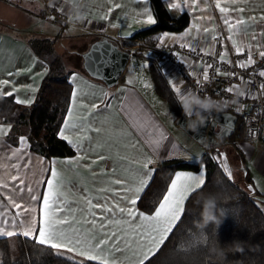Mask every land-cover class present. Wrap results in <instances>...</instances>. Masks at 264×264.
I'll return each instance as SVG.
<instances>
[{"label":"crops","instance_id":"obj_1","mask_svg":"<svg viewBox=\"0 0 264 264\" xmlns=\"http://www.w3.org/2000/svg\"><path fill=\"white\" fill-rule=\"evenodd\" d=\"M41 1L43 4L44 1L47 2L49 6L59 5L63 11H57L52 7L56 11L57 17H49L56 21L59 20L65 26L70 25L79 28L88 38L83 50L79 52L81 56L79 63H82V66L77 64L69 66L74 68V71L69 76L73 89L68 111L59 130V133L63 131L69 140L73 141L70 145L74 148L75 153L70 156H53L51 158L39 154L30 148L29 139L24 131L18 133V144H13L9 137L12 123L0 120V124L9 129L7 135L0 134V165L11 164L13 162L23 165L25 185L35 188L37 195L41 196L46 195V181L50 178L51 171H56L58 173L60 190L64 193L59 199L66 209L60 215H67L69 220L74 219L76 222L73 224V227L79 228L83 233H98L95 239H99L100 235L103 234L100 229L101 216L106 218L108 215H112L113 220H120L121 226L116 227L113 225L111 229L106 228L104 231L111 230L124 235L121 228L127 231L130 227H138L139 220L137 219L133 224L126 223L129 220L127 214H120L118 211H115L114 206L117 203L121 207L125 206V194L120 191L121 185L115 184L114 181L121 179L126 181L127 187L134 188L137 186L138 170H142L146 159L153 161L149 165V169L151 170H154L153 164L162 159L185 158L190 161L198 160L206 153V143L202 144L196 141L179 125L173 127L175 132L173 135L165 125L161 112L158 114L155 109L161 108V103H154L152 101L148 103L147 95L140 92L138 84L129 86L123 79L117 85L108 87L102 80L94 78L86 71V73L83 71L82 54L90 47L92 42L102 38L96 37V34L101 33L103 37L127 39L135 31L150 26L143 22L146 20V15L143 14L145 8L155 18L150 1L147 4H144L142 0ZM171 2L181 4V8H171L170 4H166L164 0L171 15L178 16L182 12L188 11L191 17L190 24L182 31L159 32L157 34V38L160 40L158 43L161 45H187L191 48L202 49L209 54H218L219 57L225 55V59L229 58L228 52L232 47L235 48L230 40L227 39L226 45H219L218 38L209 43L211 36H217L218 33L215 12L219 13L222 20L221 13L215 7L216 0H201L195 9L191 8L192 0H188L187 6H185L184 0H171ZM116 5H119V7H116ZM221 5L226 6V0H221ZM238 6L243 7L245 11L243 13H232V17H239L248 21V23L237 26V29L234 30L235 34L229 32L227 26L225 27L229 36H234L239 43L244 45V49L249 50V45H251V55L256 61L258 65L257 69L260 72L264 70V62L259 56V52L264 50V36L260 35L264 31V24H262L259 18L264 16V0H244ZM105 15L108 16V19H102ZM59 16L63 20L59 19ZM252 17L257 18L255 23L251 22ZM245 28L248 31L249 37L253 33L256 34L255 40L244 36ZM205 29H208V31H205ZM29 35L32 34H25L22 37L11 34L9 30L0 29V80L9 79L14 81V86L17 87L16 98L25 101L32 100L33 102L40 83L48 71V66L27 44L26 36ZM246 59L247 57L244 60ZM188 64L193 73L198 76V79L202 80V73L205 71L203 62L197 60L188 62ZM162 68L172 83L178 84L180 82L177 70L169 63L164 65L162 63ZM10 72L16 75L9 76L8 73ZM73 74H75L74 77ZM238 80L240 83L239 88L243 86V92L246 94L245 99L248 101L247 94L250 93V90L245 82H241L240 79ZM7 90V87L0 86V95H4V92ZM129 90L131 97L125 103V97ZM74 92L76 93L75 96H73ZM108 95L111 97L105 103V98ZM216 100L222 101L223 106L229 105V101ZM93 105H96V107H93ZM216 112L218 111L216 110ZM66 123L74 124L75 127L66 128ZM22 137L25 138L26 142L21 143L20 138ZM213 137L215 138V136L210 137L211 143L214 141L211 140ZM232 141L237 143L243 151L244 156L245 154L247 155L245 156L246 159H244L247 167V157L256 164L261 159L264 161V155H262L264 147L261 144L255 143L250 139H235ZM186 142L191 147H188ZM77 144H79V147H77ZM224 147L225 145L222 148ZM11 152L23 154L20 156L19 161H14ZM100 156L105 157V159H99ZM25 160H27V164L24 163ZM201 168L205 170L204 166ZM234 168L235 165L232 164V169ZM3 171L4 169L0 167V174ZM198 171L199 169H178L174 172L171 180L177 173L183 172L188 175H196ZM248 171L249 173L251 171L249 167ZM246 174L243 173V178ZM153 175L154 171L150 180ZM37 181H40V183L37 184ZM21 195L25 194L21 193ZM114 195L115 199H113ZM131 195V192L127 193V196ZM87 200H91L93 204L97 200L107 202L109 207L114 208V212L113 214H102L100 209L89 208L87 212L82 213V209L88 207L86 204ZM20 202L27 203L26 201ZM31 206L36 208L34 215L38 228L42 200L31 201ZM134 207L137 213L142 212L146 215L153 213L141 210L138 205ZM69 209L71 210V215L67 213ZM91 211L97 213L95 227L88 223V221H91ZM129 235L134 236L135 234L129 233ZM114 247H106V250L100 253V256L106 259L109 264H137V257L133 256L131 250L116 251ZM120 247L123 249L124 245L121 244ZM97 252L92 254H97ZM71 253L85 258L84 256H80L78 252ZM96 261L101 263L100 259Z\"/></svg>","mask_w":264,"mask_h":264},{"label":"trees","instance_id":"obj_2","mask_svg":"<svg viewBox=\"0 0 264 264\" xmlns=\"http://www.w3.org/2000/svg\"><path fill=\"white\" fill-rule=\"evenodd\" d=\"M149 1L157 23L135 31L127 39H111L116 41L119 47L135 52L132 58L141 56L149 59L148 70L155 89L169 100L180 115L184 113L180 100L170 90V80L166 73L161 75V70H164L161 55L148 49L146 44L155 45L159 32L184 30L190 24V13L184 11L178 16H172L164 0ZM95 36L103 37V34ZM131 40L139 43H133ZM26 42L34 53L47 63L48 71L40 83L34 101L30 104H18L14 102L13 97L0 95V120L12 123L9 137L13 144H18V133L24 131L30 148L39 154L50 158L73 155L74 148L59 136V130L71 101L73 86L69 76L74 68L67 66L57 53L54 38L32 34L26 36ZM123 79L122 74L120 81ZM110 97L108 95L104 102L107 103ZM217 111L234 112L231 108L223 106ZM210 113L211 111L208 112ZM237 115L236 132L228 137L229 139H225L229 143L235 139L249 138L244 116L239 113ZM232 146L236 148L238 157L243 159L240 147L236 143ZM202 166L206 170L205 185L188 197L181 220L146 264H264V213L255 197L257 192L253 193L247 187L246 182L250 183L251 177L247 173L243 178L246 186L239 184L235 178L228 177L218 153L206 152L194 161L168 158L155 162L154 175L140 196L138 207L152 213L176 170H198ZM209 193L217 195L216 215L221 220L219 226L211 222L203 225L200 216L202 197ZM197 201L201 203L198 204ZM0 264L101 263L14 236L0 237Z\"/></svg>","mask_w":264,"mask_h":264},{"label":"snow or ice","instance_id":"obj_3","mask_svg":"<svg viewBox=\"0 0 264 264\" xmlns=\"http://www.w3.org/2000/svg\"><path fill=\"white\" fill-rule=\"evenodd\" d=\"M144 4H147L149 0H142ZM201 0H192L191 8L195 9ZM244 0H226V6L221 5V0H216L215 7L219 10L222 15V22L229 32H233L237 29V26H242L248 23V21L240 19L239 17H232V13L238 12L243 13L245 9L238 5L242 4ZM166 4H170L171 8H181V4L172 3L171 0H165ZM185 6L188 5V0H184ZM235 6V7H230ZM54 7L57 11H63L59 5H50ZM119 7V5H116ZM144 15H146V20L143 22L149 25H154L157 23L156 19L152 16L151 12L145 8ZM102 19H108L105 15ZM256 17L251 18V22H256ZM260 21L264 24V16H261ZM115 27V25H113ZM208 31V29H205ZM235 34V33H234ZM264 36V31L260 33ZM244 36L251 40L256 39V34L253 33L250 37L247 29L244 30ZM228 40L231 41L232 45L235 47V53L237 55L243 54L244 45L239 43L234 36H228ZM217 40V36H211V41ZM187 47V45H185ZM251 45H249V55L246 60L239 62L236 66L241 69H248L256 63L251 55ZM96 53L99 54L100 61L104 62L100 66L107 65V57L104 53L99 52L96 49ZM259 56L264 59V50L259 52ZM219 61L223 63H231V61L225 59V55L219 57ZM208 68H212V65H207ZM164 70H161V75H164ZM216 75H235V73H221L215 71ZM9 76L16 75L14 73H8ZM75 74H73V77ZM258 76L264 77V70L258 73ZM241 82L244 81L243 77H238ZM203 81L207 82L210 77L207 71L202 73ZM250 82V81H247ZM170 83V90L182 101L186 95L191 90H185L181 92V88L177 83ZM0 86L7 87L8 90L4 92L6 97H13L14 102L18 104L31 103L32 100H21L16 98L17 87L14 86V81L9 79L0 80ZM238 85H231L226 89H222L225 93L235 94L238 89ZM259 88L264 91V83L259 85ZM199 95H203L202 89H198ZM76 93H73L75 96ZM242 97L245 96L243 93ZM248 98L252 97L251 93L247 94ZM96 107V105H93ZM237 108V111H240ZM208 112H205L207 115ZM71 119V117H69ZM66 128L75 127L74 124L66 123ZM9 129L0 124V134L7 135ZM59 136L72 144L73 141L69 140L68 136L64 134L63 131L59 133ZM21 143L26 142L25 138H20ZM79 147V144H77ZM23 153L11 152V156L14 161H19L20 156ZM226 160V156L220 157ZM99 159H105V157L100 156ZM27 164V160L24 162ZM71 163V161H69ZM153 163L151 159H146L143 164L142 170H138V180L137 186L130 188L126 186V181L117 179L114 181L115 184L121 185L120 191L125 194V206L121 207L117 203L114 208L120 214H127L129 220L126 223L133 224L137 219L139 220L138 227H130L127 231L121 228L124 235L116 231L104 229H111L113 225L116 227L121 226L120 220H113L112 215H108L106 218L101 216L100 218V229L103 234L100 235L99 239H95L98 233L86 234L83 233L79 228L73 227L76 222L74 219L69 220L67 215H60L64 213L66 209L61 204L60 197L64 193L60 190V184L58 182V173L56 171H51L50 178L46 181V195H37V190L31 186L25 185V176L23 174V165L17 162L11 164L0 165L4 169L3 173L0 174V237L11 238L14 236H20L27 241L34 242L37 245L44 246L53 250L63 249L67 252H78L80 256H84L87 260L96 261L101 260V264H109L106 259L100 256V253L106 250V247H114L116 251L131 250L133 256L137 257V264H146V261L151 259V255H155V252L164 244L167 237L172 233L174 225L181 220L182 215L185 213V202L188 200L189 194L193 191L202 189L205 185V170L203 168L199 169L196 175H188L183 172L175 174L174 178L170 181L169 186L162 194L158 205L154 208L151 215H146L144 213H137L135 205H137L141 193L144 188L147 187L150 177L154 170L149 169V165ZM225 173L228 177H231V172L227 167L224 168ZM40 181H37L39 184ZM11 189V190H10ZM131 192V196H127V193ZM24 193L25 195H21ZM115 195L113 199H115ZM41 216L39 220V227L37 228V220L34 215L36 208L31 206V201H41ZM20 201H26L27 203H22ZM86 204L88 207L82 209L83 212H87L89 208L100 209V212L113 214L114 208L109 207L107 202H102L97 200L95 204L91 200H87ZM68 215H71V210H67ZM91 221L88 223L92 224L93 227L96 225L97 213L95 211L90 212ZM65 226H67L65 228ZM129 233H134V236H130ZM95 241V242H93ZM123 244L122 249L120 245ZM134 245V248H133ZM99 250V252H97ZM97 252V254H92ZM56 254V253H54Z\"/></svg>","mask_w":264,"mask_h":264},{"label":"rangeland","instance_id":"obj_4","mask_svg":"<svg viewBox=\"0 0 264 264\" xmlns=\"http://www.w3.org/2000/svg\"><path fill=\"white\" fill-rule=\"evenodd\" d=\"M43 8L44 5L41 0H0V29L9 30L11 34L19 35L22 37L25 34L27 35L34 34L35 36H43V37L49 36L51 38H54L55 49L57 53L61 56L63 62L68 66H75V64L82 66V63H79V60L81 59L79 52L83 50L84 46L86 45L85 42L88 40V38L81 32L79 28L70 25L65 26V24H61L59 20L58 21L53 20L52 18L49 17V14L45 13ZM42 11H44V13H42ZM228 36H229L228 31L225 30L224 37L227 39ZM222 45H226V44H222ZM230 50L235 51V48L232 47ZM261 60L264 62V59L261 58ZM148 64H149V59L145 57L139 56V57L131 58V60L128 61L123 72L124 82L127 83L129 86H131L132 84H138V88L140 92L147 95L148 103L149 101H152L154 103H161V108H155V109L158 112V114H160L161 112L162 119L165 125L168 127V129H170V131L174 135L175 132L173 130V127H175V125L177 126L179 125L178 123H176L177 119L184 114L182 113L178 115L179 112L175 108H173L169 100L164 95L159 93L155 89V87H153V81L151 79L148 70ZM256 67H258L257 64ZM178 86L181 88L182 93L186 90L184 86V81L181 79L180 82L178 83ZM130 97H131V93L129 90L128 94L125 97V103L129 101ZM263 97H264V92H263ZM216 99H221V98L215 97L214 100ZM223 101H228V100H223ZM231 104L232 103H230L229 101V105L223 107H229L234 112L232 111H223V112H231L236 115L237 113H239L240 115L244 116V111H245L244 108H241L240 111H237V107L232 106ZM214 112L218 113L220 111L216 112V110L213 109L211 110L210 114H213ZM22 130L24 129L22 128ZM190 136L193 137L192 135ZM213 138H211V140H214L213 141L214 143H212L213 147L210 148L208 153H214L215 151H217L215 153L216 154L218 153L220 156V151L225 150L227 152V156L229 158L231 165L232 164L235 165V168L232 169V175L235 178V180H237V182L242 186H246V184L249 185L252 184L255 187V192H257L255 194V197L256 195L264 196V161H262L261 159L258 161V164H256L252 160H250L249 157H247V165L251 170L249 173L248 167L245 164L246 161L244 160L246 159L245 156L247 155L245 154L244 156L242 151L243 159L238 157V154L235 150L236 148L232 147L233 145L232 143H236L235 141L234 142L232 141L229 145L228 144L229 142L225 140V139H229L228 137L222 138L221 140L216 138L213 139ZM207 139L209 142L210 137H208V135H207ZM255 143H259V142H255ZM259 144H261L264 147V144L262 143ZM223 145H225L224 147L225 149L222 148ZM187 146L191 147L188 143ZM262 155H264V152ZM243 173H248L250 175L252 180L250 183L246 182L245 184L243 180ZM258 204L264 213V201L258 199ZM12 246H14V243L12 244Z\"/></svg>","mask_w":264,"mask_h":264},{"label":"built area","instance_id":"obj_5","mask_svg":"<svg viewBox=\"0 0 264 264\" xmlns=\"http://www.w3.org/2000/svg\"><path fill=\"white\" fill-rule=\"evenodd\" d=\"M44 11L49 16L57 17L55 10L50 7L47 2H44ZM216 25L218 29L217 38L219 45L226 44L227 39L224 37L226 30L221 17L218 12H215ZM59 19L63 20L61 16ZM156 36L155 45L146 44L148 49L154 51L155 54L161 55V63H169L174 69L177 70L179 77L184 81V86L187 90L195 91L199 94L198 89H202L203 96L208 95L212 99L219 97L223 100H228L232 103V106L237 108H244V120L247 124V134L249 139L255 142L264 144V97L263 92L259 85L264 83V77L258 76L256 63L248 69H241L236 65L243 61L249 55L248 49H245L243 54L237 55L234 50L229 51V58L226 60L231 63H223L219 61V56L216 54H209L202 49L191 48L189 46H177L175 44L161 45L158 43L160 40ZM133 43L138 44L139 41L131 40ZM142 44V43H141ZM202 61L204 69L207 71L210 80L205 82L199 80L197 75L193 73L188 66V62ZM207 65H212V68H208ZM215 71L221 73H235V75H216ZM245 78V83L252 94V97L246 101L245 96H237V90L235 94H228L222 91L231 85H240L239 78ZM250 81V82H247ZM242 85V84H241ZM239 88V87H238ZM233 101H236L233 103ZM213 147V144L206 139V152Z\"/></svg>","mask_w":264,"mask_h":264},{"label":"water","instance_id":"obj_6","mask_svg":"<svg viewBox=\"0 0 264 264\" xmlns=\"http://www.w3.org/2000/svg\"><path fill=\"white\" fill-rule=\"evenodd\" d=\"M102 52L107 57V65L100 66L104 62L100 61L99 54L96 49ZM135 52H129L126 49L119 47L118 43L110 37L104 36L96 39L90 47L82 54L84 70L92 77L102 80L108 87H113L120 82V78L124 69ZM195 119V117H193ZM238 117L231 112H218L215 114L205 115L203 125H198L196 129L189 127V118L181 115L177 119V123L192 135L198 142L205 144L208 137L215 136L216 139L221 140L225 137L232 136L237 128ZM220 130V131H219ZM226 156V160L221 159L223 167H227L232 175V165L225 150L220 151V157ZM243 166V165H242ZM251 192H255V187L248 184ZM256 198L264 201V196L256 195Z\"/></svg>","mask_w":264,"mask_h":264},{"label":"clouds","instance_id":"obj_7","mask_svg":"<svg viewBox=\"0 0 264 264\" xmlns=\"http://www.w3.org/2000/svg\"><path fill=\"white\" fill-rule=\"evenodd\" d=\"M243 86L237 89V96L243 94ZM236 101H233L235 103ZM184 115L189 118V127L196 129L198 125H203L205 112H209L213 109H221L223 106L222 101H217L212 99L210 96H200L195 91H190L186 97L180 101ZM195 117V119H193ZM198 204L201 201H197ZM217 212V195L214 193H209L206 196L202 197V207L200 210V216L203 221V225H207L210 222L220 225L221 220L216 215ZM223 215V213H221Z\"/></svg>","mask_w":264,"mask_h":264},{"label":"bare ground","instance_id":"obj_8","mask_svg":"<svg viewBox=\"0 0 264 264\" xmlns=\"http://www.w3.org/2000/svg\"><path fill=\"white\" fill-rule=\"evenodd\" d=\"M152 57H154V56H152ZM213 143H214V142H213ZM215 152H217V151H215ZM215 152H214V153H215Z\"/></svg>","mask_w":264,"mask_h":264}]
</instances>
